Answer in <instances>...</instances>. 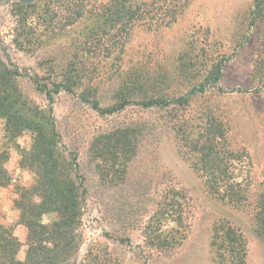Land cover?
Returning a JSON list of instances; mask_svg holds the SVG:
<instances>
[{"label":"rangeland","instance_id":"obj_1","mask_svg":"<svg viewBox=\"0 0 264 264\" xmlns=\"http://www.w3.org/2000/svg\"><path fill=\"white\" fill-rule=\"evenodd\" d=\"M20 1L0 0V57L22 72L20 89L48 108L51 102L34 78L50 86L53 81L74 82L73 93L61 91L53 102L62 147L77 154L79 180L86 189L83 237L73 262L80 264L93 249L118 264H236L232 255L220 257L215 245L216 226L229 222L246 240L240 264H264L255 196L240 206L212 194L176 127L187 123L197 131L205 118L216 116L226 127L229 148L246 154L250 192H259L264 179V87L254 79L253 69L263 37L261 27L249 28L253 0H191L176 22L136 27L122 45L114 43L107 29L102 31L101 19L94 16L110 0H88L92 12L60 28L46 29L41 10L33 16L36 34L27 40L18 35L22 28L15 4ZM59 6L52 5L64 20L66 11ZM221 60L218 83L183 107L132 103L103 114L82 99L108 107L123 98L180 96L210 76ZM125 134L128 141L123 143ZM33 136L30 130L10 136L0 117V167L11 178L0 185V223L12 226L23 243L21 259L27 227L19 223L14 201L18 188L33 185L38 177L21 165ZM57 218L49 213L43 221ZM156 218L161 224L150 229ZM163 239L166 243H158Z\"/></svg>","mask_w":264,"mask_h":264},{"label":"trees","instance_id":"obj_2","mask_svg":"<svg viewBox=\"0 0 264 264\" xmlns=\"http://www.w3.org/2000/svg\"><path fill=\"white\" fill-rule=\"evenodd\" d=\"M189 1L191 0H110L94 12V16L95 19H101L96 20L102 31L107 29L109 32L106 33H112L114 43L122 45L131 37L136 27L147 25L155 28L176 22ZM55 3L62 5L59 7L66 11L64 20L60 18L59 9L52 7ZM15 7L18 23L22 28L18 35L26 40L32 39L36 34L33 16L41 10L39 17L41 16L46 29L71 25L92 12L88 0H23L17 2ZM254 27H261L263 47L253 69V77L264 87V0H253L249 28ZM224 61L221 60L211 75L198 86L180 96H156L143 100L123 98L108 107H101L98 100H89L85 96L82 99L92 102L93 107L103 114L119 112L132 103L145 108L183 107L190 103L193 96L205 93L209 87L218 83ZM19 76H22L19 68L11 67L0 57V117L5 120L6 131L12 137L22 135L25 130L33 132L31 150L23 157L21 165L31 168L38 177L33 185L19 187L14 201L20 210L19 223L27 227L25 258L21 259L18 255L23 243L16 236L14 228L0 223V264H75L73 260L83 237L81 226L86 189L83 181L79 180L81 176L77 154L66 153L62 147L63 139L53 107L56 94L61 91L74 92V82L71 79L53 81L50 86L39 78H34L36 88L44 92L51 102L45 108L23 93L17 82ZM176 127L183 146L195 158V166L206 178L207 187L212 194L240 206L245 205L251 196H255L256 227L259 234L264 236V179L259 184V192L256 195L251 193L246 154L229 148L223 122L211 115L205 118L197 131L187 123L177 124ZM125 136L121 138L123 143L124 140L128 141V135ZM10 181L7 170L1 166L0 185H7ZM49 213H57L58 218L46 223L43 217ZM156 223L161 224L159 218L154 219L148 227L151 229ZM214 232L218 255L223 258L226 254L232 255V261L240 264L246 251L242 231L227 222L216 226ZM156 243L157 241L153 244ZM158 243H166V239ZM80 264L118 262L104 256L99 250L90 249Z\"/></svg>","mask_w":264,"mask_h":264},{"label":"clouds","instance_id":"obj_3","mask_svg":"<svg viewBox=\"0 0 264 264\" xmlns=\"http://www.w3.org/2000/svg\"><path fill=\"white\" fill-rule=\"evenodd\" d=\"M37 202H39V201H37Z\"/></svg>","mask_w":264,"mask_h":264}]
</instances>
